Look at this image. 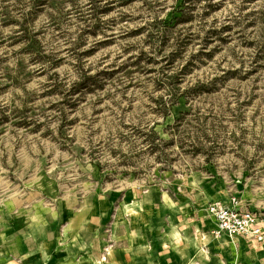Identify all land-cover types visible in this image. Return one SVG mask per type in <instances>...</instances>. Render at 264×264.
<instances>
[{"label": "rangeland", "instance_id": "374dc122", "mask_svg": "<svg viewBox=\"0 0 264 264\" xmlns=\"http://www.w3.org/2000/svg\"><path fill=\"white\" fill-rule=\"evenodd\" d=\"M234 197L264 218V0H0V255L264 264Z\"/></svg>", "mask_w": 264, "mask_h": 264}, {"label": "built area", "instance_id": "2783aa9c", "mask_svg": "<svg viewBox=\"0 0 264 264\" xmlns=\"http://www.w3.org/2000/svg\"><path fill=\"white\" fill-rule=\"evenodd\" d=\"M208 213L216 221V235L224 234L236 240L241 238L250 245H264V219L237 198H232L230 204L212 203Z\"/></svg>", "mask_w": 264, "mask_h": 264}, {"label": "crops", "instance_id": "0c3cea01", "mask_svg": "<svg viewBox=\"0 0 264 264\" xmlns=\"http://www.w3.org/2000/svg\"><path fill=\"white\" fill-rule=\"evenodd\" d=\"M238 199V198H237ZM241 199V202L246 205ZM217 202H223L224 204H230L231 199L229 200H220ZM246 202V201H245ZM247 206V205H246ZM250 210H252L250 208ZM254 211V210H252ZM258 213V212H257ZM209 214V213H208ZM210 216V214H209ZM211 219L215 223V228H217V224L215 219L210 216ZM264 219V218H263ZM21 239H23L25 242L23 245H18V247L15 249L13 254H1L0 255V264H48V258H49V247H50V241L49 239V234L47 232L46 228H41L39 231H34L33 229L28 231L23 229L22 230V235H18ZM237 243H241L243 245H250L248 244L245 240L239 238L236 240ZM255 248V245H250ZM259 247H263L264 245H261ZM37 251V255H33L32 253L34 251ZM64 256H67V254L64 252Z\"/></svg>", "mask_w": 264, "mask_h": 264}, {"label": "trees", "instance_id": "16d2710c", "mask_svg": "<svg viewBox=\"0 0 264 264\" xmlns=\"http://www.w3.org/2000/svg\"><path fill=\"white\" fill-rule=\"evenodd\" d=\"M185 18H181L179 21H184ZM97 86V79L89 76L87 74H84L81 79V83H77L76 86L74 87L73 92L81 91L84 88L88 90V88H95Z\"/></svg>", "mask_w": 264, "mask_h": 264}]
</instances>
